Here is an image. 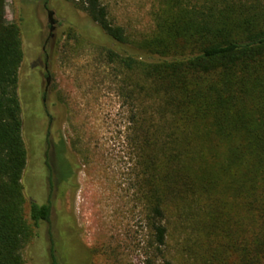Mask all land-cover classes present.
Instances as JSON below:
<instances>
[{
	"label": "trees",
	"instance_id": "16d2710c",
	"mask_svg": "<svg viewBox=\"0 0 264 264\" xmlns=\"http://www.w3.org/2000/svg\"><path fill=\"white\" fill-rule=\"evenodd\" d=\"M74 5L103 32L102 65L127 108L124 190L146 264H264V0H163L138 40L102 0ZM5 8L0 0V264H27L81 166L64 139H48V202L31 201L30 223L19 96L28 58Z\"/></svg>",
	"mask_w": 264,
	"mask_h": 264
},
{
	"label": "rangeland",
	"instance_id": "374dc122",
	"mask_svg": "<svg viewBox=\"0 0 264 264\" xmlns=\"http://www.w3.org/2000/svg\"><path fill=\"white\" fill-rule=\"evenodd\" d=\"M80 0H6L7 21L21 30L27 63L19 96L23 108V138L28 151L23 176L26 214L31 201L48 202L46 157L48 139H64L81 166L75 188L68 186L55 202L50 223L36 229L24 251L27 264H53L51 241L58 264H146L145 231L124 190L122 144L126 126L116 85L102 65L103 32L75 8ZM163 0H102L115 23L138 40L155 30ZM58 27L50 34L48 11ZM49 57L48 87L45 66ZM26 58V57H25Z\"/></svg>",
	"mask_w": 264,
	"mask_h": 264
},
{
	"label": "flooded vegetation",
	"instance_id": "af4514ba",
	"mask_svg": "<svg viewBox=\"0 0 264 264\" xmlns=\"http://www.w3.org/2000/svg\"><path fill=\"white\" fill-rule=\"evenodd\" d=\"M45 8L46 10L48 11V19H49V12L50 10L47 9V5H45ZM53 12V11H52ZM55 13V12H54ZM55 18V17H54ZM50 24V23H49ZM57 27H58V21L55 19V24H54V31L51 32V25H50V34H49V37H48V40L46 41L45 43V47H44V51H46V46H48V44L50 43L51 40L55 39L56 35H55V32L57 30ZM48 62H49V57L47 56V63H46V66H45V70L47 72V83H48V87L46 89V91H48L50 85H51V76H50V73L48 72Z\"/></svg>",
	"mask_w": 264,
	"mask_h": 264
},
{
	"label": "water",
	"instance_id": "95a60500",
	"mask_svg": "<svg viewBox=\"0 0 264 264\" xmlns=\"http://www.w3.org/2000/svg\"><path fill=\"white\" fill-rule=\"evenodd\" d=\"M55 13L54 12H52V11H50L49 12V23H50V25H51V32H53L54 31V24H55Z\"/></svg>",
	"mask_w": 264,
	"mask_h": 264
}]
</instances>
